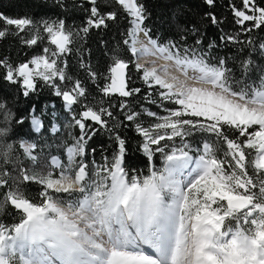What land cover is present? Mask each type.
<instances>
[{"label": "snow or ice", "instance_id": "snow-or-ice-1", "mask_svg": "<svg viewBox=\"0 0 264 264\" xmlns=\"http://www.w3.org/2000/svg\"><path fill=\"white\" fill-rule=\"evenodd\" d=\"M88 3L81 31L107 28L119 14L102 11V5L118 6L129 20L123 41L128 46L131 40L128 51L157 55L180 73L170 75L168 65L147 67L119 53L111 57L102 86L97 83L101 74L87 70L109 107L116 99L112 94H119L121 109L130 107L124 98L141 93L140 87H132L138 79L149 90L144 99L163 109L164 115L143 106L140 112L124 114L140 136L136 150L147 158V173L127 165V138L117 131L127 125L103 107V98L87 102L89 93L81 81L73 83L67 75L63 56L73 51L79 33L63 19L37 21L0 12V38L19 37L32 47L46 33L55 46H46L41 54L17 65L0 58V79L19 85L27 97L39 78L62 97L71 114L64 126L71 140L63 142L64 160L51 156L41 163L32 152L37 145L21 140L19 148L33 166L24 167L14 155V144L0 140V213L12 208L18 220L0 222V264H264V68L258 82L237 80L226 58L215 62L208 58L202 39L192 46L185 41L183 47L153 39L144 27L147 12L139 0ZM205 3L212 6L214 0ZM242 5H233V14L243 31L264 26V6L256 0H242ZM207 17L213 25L219 23L211 12ZM192 31L201 35L198 29ZM236 39L226 33L220 36L225 42ZM215 46L212 41L207 47ZM259 47L264 54V43ZM250 64L241 62L243 72ZM80 67L86 66L81 62ZM76 105L82 110L77 112ZM142 114L154 121L145 126ZM0 117L3 138L13 120L3 102ZM31 122L40 132V117L32 115ZM73 127H78L79 136ZM101 129L109 135L111 155L102 148L97 162L96 149L91 150L92 160L87 149ZM52 131L58 132L59 126L53 123ZM194 134L203 138L202 144ZM191 141L199 146L194 149ZM157 153L161 167L153 164ZM32 184L38 186L35 197L26 191Z\"/></svg>", "mask_w": 264, "mask_h": 264}, {"label": "trees", "instance_id": "trees-1", "mask_svg": "<svg viewBox=\"0 0 264 264\" xmlns=\"http://www.w3.org/2000/svg\"><path fill=\"white\" fill-rule=\"evenodd\" d=\"M139 2L145 6L147 20L144 27L151 31L153 39L162 44L172 41L181 47L185 46V41L187 46H192L196 39H202L203 50L208 53V58L211 61L215 62L218 58H226L227 67L233 69L235 79H243L249 84L254 81L258 82L257 78L262 74L260 69L264 68V54L261 53L259 47L261 43H264V26L251 28V23L245 22L251 28L249 33L243 31V25H237L234 22L236 18L233 14V5L236 8H241L242 0H214L212 6L205 3V0H139ZM256 2L264 6V0H256ZM89 7L88 0H0V12L11 18L28 16L37 21L63 19L70 30L79 33V36L74 38L73 51L63 56V60L66 62L63 66H65L67 75L73 78V83L77 79L81 81L89 93L87 102L94 103L92 97H95L96 100L103 98L106 101L103 107L114 112L117 122L127 125L117 130L122 137L127 138L129 148L127 165L130 169L140 170L146 174L147 158L136 150L140 136L134 130L132 123L124 120V114L129 110L140 112L142 106L160 115L165 113L158 105L151 104L149 100L144 99L145 93L149 90L142 86L138 79L134 80L132 87H140L141 93L134 97L124 98L130 102V107L125 109L119 107V94H112L116 99L111 100L112 107H109L108 98L97 92L96 83H93L88 76L89 68L101 74L97 83L102 86L103 74L106 73L110 59L115 53L131 60L133 57L128 51L129 45L123 44L126 38L124 34L129 27L127 14L118 6L102 5V11H118L119 18L109 21L107 28H90L89 32L85 34L81 29L87 15L85 9ZM209 12L217 17L219 21L217 25H213L207 17ZM248 12L251 14L250 8ZM193 28L198 29L201 35H195L192 31ZM222 33L234 35L237 39L232 42L221 41ZM41 35L45 39L40 40L38 45L32 47L21 43L19 37L8 35L5 38H0V58L7 57L13 65H17L29 60L34 55L41 54L42 49L46 46L54 49L55 46L50 45L46 39L47 34L41 33ZM212 41L216 42V46L213 49H208L207 46ZM244 60L251 61L247 72H243L241 68V62ZM81 62L84 63L85 68L80 67ZM242 72L243 77L241 76ZM37 85L36 90L25 97L19 85L0 79V102L5 103L13 114V120L7 124L10 130L0 140L14 144L16 147L14 155L19 158L22 166L28 168L33 166L31 161L24 156L23 149L19 148V141L27 140L35 143L37 147L32 152L39 158L40 156L55 155L61 157L62 160L66 157L64 147L59 146V143L62 141L71 143L67 136L69 129L64 127L71 121V114L64 110L61 97H57L51 87L45 86L39 78H37ZM72 86V84H68L67 89H71ZM74 108L77 112L82 110L79 105ZM32 112L43 120V127L39 133H35L30 127L29 118ZM21 118L24 120L22 124L14 122ZM140 119L145 122V126L148 122L154 121V118H149L145 114H142ZM0 121H2V117H0ZM53 121L60 130L51 134L49 131ZM4 126L0 122V127ZM109 126H111V121ZM71 131L75 136L80 135L78 127H73ZM194 135L202 144L203 138L199 134ZM191 142L194 149L199 146L195 141ZM92 148L96 149L95 159L97 162L101 160L102 148H108L107 155H111L109 135L106 131L98 130L89 141L87 149L89 160L93 159ZM153 164L156 167L162 166L160 154L157 153L154 156ZM36 170L39 171V165L36 166ZM37 187L35 184L29 185L26 189L28 195L35 197ZM0 222L6 224L18 222L14 210L8 208L5 213H0Z\"/></svg>", "mask_w": 264, "mask_h": 264}, {"label": "rangeland", "instance_id": "rangeland-1", "mask_svg": "<svg viewBox=\"0 0 264 264\" xmlns=\"http://www.w3.org/2000/svg\"><path fill=\"white\" fill-rule=\"evenodd\" d=\"M145 57H146V65L147 67H154V66H159V65H168V64H165L162 62L161 58H159L158 56L156 55H151V54H145ZM136 58H139L138 56H136ZM31 66V65H30ZM172 67L170 65H168V72L169 70L171 69ZM161 75H164V72L161 71L160 73ZM191 74V73H190ZM171 75V74H170ZM56 124V123H55ZM67 129V128H65ZM50 130H51V127H50ZM63 145V141L59 143V146H62ZM48 158H50V156H47ZM44 158H46L45 156H40L39 160L41 163H43L44 161ZM40 170V168H39Z\"/></svg>", "mask_w": 264, "mask_h": 264}, {"label": "bare ground", "instance_id": "bare-ground-1", "mask_svg": "<svg viewBox=\"0 0 264 264\" xmlns=\"http://www.w3.org/2000/svg\"><path fill=\"white\" fill-rule=\"evenodd\" d=\"M140 39L141 40H144V37L141 35L140 36ZM146 42V41H145ZM140 45L139 44H137V47H139ZM151 46L149 45V48H150ZM157 56V55H156ZM138 57H139V63L140 64H146V57H145V54H141V55H138ZM162 60V62L163 63H165V64H168V65H170L172 68L169 70V74H171V75H179L180 73L176 70V68L174 67V65L172 64V62L171 61H165V60H163V59H161Z\"/></svg>", "mask_w": 264, "mask_h": 264}, {"label": "water", "instance_id": "water-1", "mask_svg": "<svg viewBox=\"0 0 264 264\" xmlns=\"http://www.w3.org/2000/svg\"><path fill=\"white\" fill-rule=\"evenodd\" d=\"M61 99H62V97H61ZM62 101H63V99H62ZM64 102V101H63Z\"/></svg>", "mask_w": 264, "mask_h": 264}]
</instances>
